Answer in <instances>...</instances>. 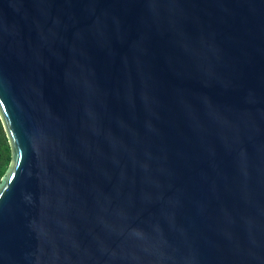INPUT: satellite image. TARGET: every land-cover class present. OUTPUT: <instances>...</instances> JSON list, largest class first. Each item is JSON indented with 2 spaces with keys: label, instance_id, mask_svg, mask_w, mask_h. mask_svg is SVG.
I'll use <instances>...</instances> for the list:
<instances>
[{
  "label": "water",
  "instance_id": "95a60500",
  "mask_svg": "<svg viewBox=\"0 0 264 264\" xmlns=\"http://www.w3.org/2000/svg\"><path fill=\"white\" fill-rule=\"evenodd\" d=\"M0 264H264V0H0Z\"/></svg>",
  "mask_w": 264,
  "mask_h": 264
},
{
  "label": "trees",
  "instance_id": "16d2710c",
  "mask_svg": "<svg viewBox=\"0 0 264 264\" xmlns=\"http://www.w3.org/2000/svg\"><path fill=\"white\" fill-rule=\"evenodd\" d=\"M13 160V149L0 113V182Z\"/></svg>",
  "mask_w": 264,
  "mask_h": 264
}]
</instances>
